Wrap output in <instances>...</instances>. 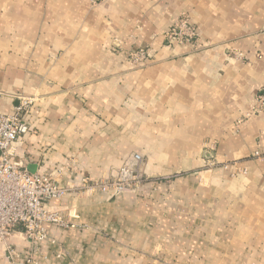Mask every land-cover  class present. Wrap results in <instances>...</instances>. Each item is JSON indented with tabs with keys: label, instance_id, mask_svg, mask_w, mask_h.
<instances>
[{
	"label": "crops",
	"instance_id": "0c3cea01",
	"mask_svg": "<svg viewBox=\"0 0 264 264\" xmlns=\"http://www.w3.org/2000/svg\"><path fill=\"white\" fill-rule=\"evenodd\" d=\"M183 14L199 39L169 45ZM263 87L264 0H0V114L32 102L14 159L69 188L141 180L52 200L74 227L12 236L0 264H264Z\"/></svg>",
	"mask_w": 264,
	"mask_h": 264
},
{
	"label": "built area",
	"instance_id": "2783aa9c",
	"mask_svg": "<svg viewBox=\"0 0 264 264\" xmlns=\"http://www.w3.org/2000/svg\"><path fill=\"white\" fill-rule=\"evenodd\" d=\"M110 0H89L95 6ZM168 44H190L199 39L197 27L187 15L179 20L166 32ZM237 58L242 54L232 52ZM152 54L148 50L139 49L128 54V63L132 67L144 66L149 63ZM31 100L20 98L13 114H0V246L12 260L16 257L9 240L18 235L32 247H37L47 240L45 224L56 225L67 229L74 227L67 222L59 211L49 206L52 200L65 197L70 190L86 193L120 194L138 189L141 180L137 167H122L115 178L107 180L82 179L81 186L69 188L60 186L50 176L31 174L26 166L14 159L15 145L30 130L24 119ZM264 113V87L255 96L245 117ZM258 157V153H254ZM134 158L139 161L140 156ZM25 264H36L30 256Z\"/></svg>",
	"mask_w": 264,
	"mask_h": 264
},
{
	"label": "rangeland",
	"instance_id": "374dc122",
	"mask_svg": "<svg viewBox=\"0 0 264 264\" xmlns=\"http://www.w3.org/2000/svg\"><path fill=\"white\" fill-rule=\"evenodd\" d=\"M183 15L185 16V14H183ZM183 15H182V16H183ZM180 18H181V17H180ZM178 20H179V19H178ZM178 20H177V21H178ZM177 21H176V22H177ZM176 22H175V23H176ZM175 23H174V24H175ZM174 24H173V25H174ZM173 25H172V26H173ZM172 26H171V27H172ZM171 27H170V28H171ZM170 28H169V29H170ZM165 34H166V33H165ZM169 45H171V44H169ZM137 50H139V49H137ZM143 50H148V49H143ZM134 51H136V50H134ZM148 51L150 52V50H148ZM131 52H132V51H130L129 53H131ZM232 52H236V51H232ZM232 52H231V53H232ZM129 53H128V54H129ZM150 53H151V52H150ZM236 53H239V52H236ZM240 54H242V53H240ZM229 55H230V52H229ZM232 55H233V54H232ZM241 59H243V55H242ZM130 66H131V65H130ZM131 67H132V66H131ZM31 105H32V104H31ZM114 178H115V177H114ZM111 179H113V178H111ZM136 190H137V189H136ZM136 190H134V191H136ZM113 195H114V194H113Z\"/></svg>",
	"mask_w": 264,
	"mask_h": 264
}]
</instances>
